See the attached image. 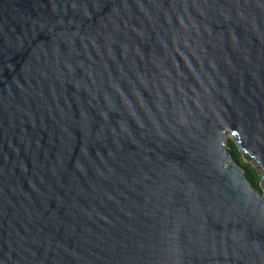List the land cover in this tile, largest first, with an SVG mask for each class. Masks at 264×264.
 Here are the masks:
<instances>
[{"label":"water","instance_id":"obj_1","mask_svg":"<svg viewBox=\"0 0 264 264\" xmlns=\"http://www.w3.org/2000/svg\"><path fill=\"white\" fill-rule=\"evenodd\" d=\"M263 191L264 0H0V264H264Z\"/></svg>","mask_w":264,"mask_h":264},{"label":"trees","instance_id":"obj_2","mask_svg":"<svg viewBox=\"0 0 264 264\" xmlns=\"http://www.w3.org/2000/svg\"><path fill=\"white\" fill-rule=\"evenodd\" d=\"M228 144H229L230 153L238 161V163L244 168L246 175L248 176L250 181L253 183V185L256 188L260 189L261 180L255 168L250 163L244 160L241 152L239 151V148L233 141H229Z\"/></svg>","mask_w":264,"mask_h":264},{"label":"rangeland","instance_id":"obj_3","mask_svg":"<svg viewBox=\"0 0 264 264\" xmlns=\"http://www.w3.org/2000/svg\"><path fill=\"white\" fill-rule=\"evenodd\" d=\"M232 140L234 141L233 136H230L229 139H228V142L232 141ZM243 158H244V160L246 162L250 163L253 167H256V168L258 167V169H260L258 163L256 162V160L251 159V161H248L245 156H243ZM260 171L263 172L261 169H260ZM263 193H264V191H263Z\"/></svg>","mask_w":264,"mask_h":264}]
</instances>
